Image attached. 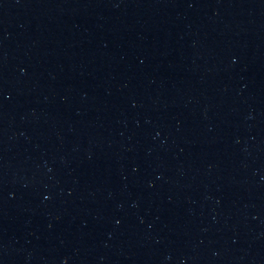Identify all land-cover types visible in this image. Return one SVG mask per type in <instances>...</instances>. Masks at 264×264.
<instances>
[{"label": "water", "instance_id": "95a60500", "mask_svg": "<svg viewBox=\"0 0 264 264\" xmlns=\"http://www.w3.org/2000/svg\"><path fill=\"white\" fill-rule=\"evenodd\" d=\"M0 264H264V0H0Z\"/></svg>", "mask_w": 264, "mask_h": 264}]
</instances>
